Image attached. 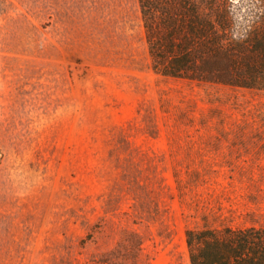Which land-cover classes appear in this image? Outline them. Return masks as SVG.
Wrapping results in <instances>:
<instances>
[{
	"label": "rangeland",
	"instance_id": "obj_1",
	"mask_svg": "<svg viewBox=\"0 0 264 264\" xmlns=\"http://www.w3.org/2000/svg\"><path fill=\"white\" fill-rule=\"evenodd\" d=\"M224 224L264 225V89L157 72L139 0H0V264H191Z\"/></svg>",
	"mask_w": 264,
	"mask_h": 264
},
{
	"label": "trees",
	"instance_id": "obj_2",
	"mask_svg": "<svg viewBox=\"0 0 264 264\" xmlns=\"http://www.w3.org/2000/svg\"><path fill=\"white\" fill-rule=\"evenodd\" d=\"M152 67L164 75L264 89V0H139ZM191 264H264V225H205L186 231Z\"/></svg>",
	"mask_w": 264,
	"mask_h": 264
}]
</instances>
